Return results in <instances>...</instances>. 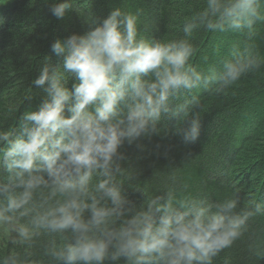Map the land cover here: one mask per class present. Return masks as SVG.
Segmentation results:
<instances>
[{"label": "clouds", "instance_id": "obj_1", "mask_svg": "<svg viewBox=\"0 0 264 264\" xmlns=\"http://www.w3.org/2000/svg\"><path fill=\"white\" fill-rule=\"evenodd\" d=\"M44 2L56 19L77 4ZM256 15V0H207L197 21L211 30H241ZM86 23L87 30L51 44L57 62L45 58L32 82L42 96L19 117V130L0 127V225L15 233L12 243L70 233L46 249L57 264H214L264 205L242 206L238 192L210 200L171 188L143 190L137 202L125 190L132 172L122 149L143 151L165 118L182 122L174 134L185 143L196 142L202 125L195 101L173 104L174 98L234 84L247 65L234 59L208 74L192 67L188 37L196 22L176 39L140 35L138 14L120 7L103 18L89 11ZM0 264L21 261L9 255Z\"/></svg>", "mask_w": 264, "mask_h": 264}, {"label": "trees", "instance_id": "obj_2", "mask_svg": "<svg viewBox=\"0 0 264 264\" xmlns=\"http://www.w3.org/2000/svg\"><path fill=\"white\" fill-rule=\"evenodd\" d=\"M256 3L250 28L221 31L197 21L207 0H77L63 19L53 17L44 0H0V127L19 130V117L34 110L42 96L32 82L45 58L57 62L51 44L87 30L89 11L98 18L115 7L137 13L140 35L151 39L182 38L184 25L196 22L188 37L194 48L192 67L208 74L240 59L246 71L234 84L212 83L182 90L174 98L173 104L192 106L195 101L202 125L196 142L185 143L174 134L182 122L165 118L159 134L143 141V151L125 145L124 167L132 172L125 190L137 202L145 198L144 191L171 188L210 200L238 192L242 206L264 205V0ZM14 238L0 245V260L14 255L21 264H57L46 249L64 243L70 233H43L27 244L12 243ZM214 264H264V214L252 218L245 234L214 258Z\"/></svg>", "mask_w": 264, "mask_h": 264}, {"label": "rangeland", "instance_id": "obj_3", "mask_svg": "<svg viewBox=\"0 0 264 264\" xmlns=\"http://www.w3.org/2000/svg\"><path fill=\"white\" fill-rule=\"evenodd\" d=\"M13 234L15 233L10 231V226L1 225L0 226V245L5 244L7 241H9Z\"/></svg>", "mask_w": 264, "mask_h": 264}]
</instances>
